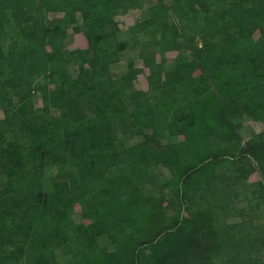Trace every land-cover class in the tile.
Here are the masks:
<instances>
[{
	"label": "trees",
	"instance_id": "1",
	"mask_svg": "<svg viewBox=\"0 0 264 264\" xmlns=\"http://www.w3.org/2000/svg\"><path fill=\"white\" fill-rule=\"evenodd\" d=\"M156 1L130 30L152 28L160 39L144 44L143 67L129 60L115 78L112 65L138 43L120 38L116 17L142 0H0V264H61L59 249L67 264H264V225L227 222L241 199L264 205V133L246 151L241 126L211 110L214 98H228L232 114L264 123V0H189L183 29L169 21L166 0ZM183 1L172 0L174 13L186 10ZM69 28L87 48L65 49ZM183 35L195 58L179 53L163 72L148 45L165 55ZM145 68L149 92L133 89ZM212 114L222 143H212ZM120 129L144 139L120 147ZM163 138L171 141L156 144ZM48 165L58 169L51 192ZM159 165L170 171V192L146 196L148 171ZM254 172L260 180L250 182ZM76 205L89 223L74 224ZM102 236L114 249L99 247Z\"/></svg>",
	"mask_w": 264,
	"mask_h": 264
},
{
	"label": "rangeland",
	"instance_id": "2",
	"mask_svg": "<svg viewBox=\"0 0 264 264\" xmlns=\"http://www.w3.org/2000/svg\"><path fill=\"white\" fill-rule=\"evenodd\" d=\"M182 3L183 5H185L186 3L189 4V0H184ZM155 4H157L156 0H142V3L139 7L130 8L125 13H122L121 15H118L116 17L117 23H120V26L122 28V30H120V38H123L124 40L128 41L130 45H132L134 44L133 37L136 36L138 38V43L136 44L135 48H131V49L127 48L121 52V60L118 63L113 64L111 67V73L113 77L117 78L127 71L129 60H133L136 66L143 67L144 63H143V60L140 58V53H141V50L144 48V44L146 42H150V40L153 37H155L156 39H160V36H161L160 31H153L152 28L151 29L149 28L148 30L139 31L135 35H133L130 30L132 26L142 23L143 21L150 18L151 6ZM171 4H172V0H166V7L169 9V12H170L169 21L170 22L174 21V23H176L179 26V28L183 29L182 24H185V23L182 19V16H184L183 14L185 11L190 10L189 6L185 5L184 8L186 10H180L181 13L177 11L174 13L173 9L176 8V6H172ZM48 16H49V19L54 20L56 18L62 17L63 13L51 12L49 13ZM77 16H78V24L82 26V17L80 13H78ZM193 22L194 21L192 20V25H193ZM258 36H259V31L255 33V38H257ZM192 38L195 39L199 47L203 46V42H202L203 39L201 36L197 34V31L192 32ZM220 39H221V34L217 35L214 38L215 41H218ZM178 42H179V45L181 46L180 49L177 51L176 50L167 51L165 55L160 54L159 52L160 47L158 44L152 43L148 45L147 47V51L156 52V58L162 64V70L165 73L167 71H170L175 66L176 56L179 53L186 55L190 60L195 58L194 50L192 46L190 45L188 38L185 35L181 36ZM64 44H65V49L67 51L77 49V48H87L88 47V43H87V40L84 34L82 32H75L72 28H69V30L67 31V36L65 38ZM48 50H50L49 46H48ZM68 70L73 76H76L79 69H78V66L71 63L68 66ZM201 71L202 70L198 68V70L194 73V75L198 76L202 74ZM148 74H149V70L145 68L144 72L140 74L138 78L136 79L133 89L149 92L148 91L149 84L147 80ZM192 93H193V90H192ZM210 95L213 96L214 94L211 93ZM34 101H35L36 106L38 107H41L43 105L42 100H41V94L39 92L34 93ZM212 107L213 108L211 110L217 112L218 116H220V118L223 121L230 119L231 121L233 120L235 124L237 125L239 124L242 127L244 116L240 117L239 116L240 114H237V113H236L237 116L232 114L233 112L230 108L231 106H230V101L228 98L226 99L224 98V101L219 100V97L214 98L212 102ZM53 113L58 114L59 112L58 110L53 109ZM214 116L213 114L210 115V118H213V119L209 120L212 126L211 128H213L216 131L212 136V143H215L218 141H221L222 143L224 139H219L217 137L218 134H216L218 133L217 131L218 127L216 126L218 119H216L215 118L216 116L215 117ZM245 116L250 118L247 115ZM3 117H4V105L0 102V119H2ZM260 128L261 130H263L262 133H264V125L263 127H260ZM250 129H247L246 131L243 130L241 132V128H240L239 131L241 134L238 131V133L241 135L240 137L243 140L244 139L249 140L250 137L253 136V134H255L254 133L255 129H253L252 127H250ZM145 132L150 133L151 129H145ZM170 138L160 139L156 144H167L169 141H171V139L177 140L180 138L182 140L184 136L180 135L179 137L174 136L171 139ZM143 139H144V136L134 135L131 132L126 133L122 129H120L118 132V145L120 147H127L130 145H134ZM244 146L247 151L249 146L247 145V143L244 144ZM246 159L249 161H253V157L251 156H246ZM231 162L233 161H230L228 164H231ZM236 162L239 165L238 159H236ZM228 164L225 163L224 167L227 166L228 167L227 173L231 174L233 170H231ZM57 172H58V169L53 165H48L46 167L44 182H45V188L49 192L53 190V184L57 179ZM237 176L239 180H243L240 174H237ZM170 177H171L170 171L163 165L151 167L146 177V184L144 186V194L146 196H152V197H158L159 195L163 193L168 194L170 191H169V188L167 187V183ZM248 179L250 182H257L258 180H260V175L259 173L254 172L248 176ZM5 181H6L5 177H0V188L5 184ZM229 192L230 190L226 191V194H228ZM232 205L233 204L229 206L230 208H232V210L234 209L235 206L239 210L236 215H231L227 217L228 223L241 222L243 219H248L250 222H253V225H255L256 227L258 225L259 226L264 225V205L256 209H252L251 206L248 204L247 199H241L240 201H238V203H236L234 207ZM72 220L74 221V224L90 222L89 219H86L83 217L82 210L79 205L75 206V210L72 214ZM74 231L75 229L71 228L70 234L72 235ZM199 237L201 241H207L205 248H208L212 245L211 238L207 239L204 235H200ZM97 242H98L99 247L101 248L105 247L110 250L114 249V246L111 244L110 240L106 236H102L98 238ZM56 254H57V259L61 264H67V262L70 261L72 258L71 255L65 254L60 249L57 250ZM262 259L264 261V255L262 256Z\"/></svg>",
	"mask_w": 264,
	"mask_h": 264
},
{
	"label": "crops",
	"instance_id": "3",
	"mask_svg": "<svg viewBox=\"0 0 264 264\" xmlns=\"http://www.w3.org/2000/svg\"><path fill=\"white\" fill-rule=\"evenodd\" d=\"M263 125L264 123L262 121H256V120H253L252 118H248L244 116L242 127H241V132L243 130L246 131L247 129H250V127L255 129V132H254L255 134H253V136H251L250 139L248 138L249 140L244 139V143L245 144L248 143L253 137L261 134L263 130H261L260 127H263Z\"/></svg>",
	"mask_w": 264,
	"mask_h": 264
}]
</instances>
